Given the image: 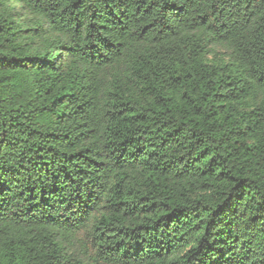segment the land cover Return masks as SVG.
Returning <instances> with one entry per match:
<instances>
[{
	"label": "trees",
	"instance_id": "16d2710c",
	"mask_svg": "<svg viewBox=\"0 0 264 264\" xmlns=\"http://www.w3.org/2000/svg\"><path fill=\"white\" fill-rule=\"evenodd\" d=\"M0 264H264V0H0Z\"/></svg>",
	"mask_w": 264,
	"mask_h": 264
}]
</instances>
